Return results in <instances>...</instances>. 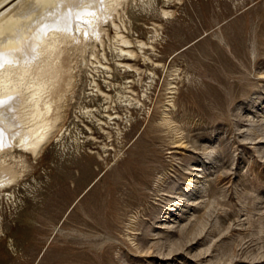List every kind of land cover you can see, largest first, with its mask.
Masks as SVG:
<instances>
[{"label": "rangeland", "instance_id": "rangeland-1", "mask_svg": "<svg viewBox=\"0 0 264 264\" xmlns=\"http://www.w3.org/2000/svg\"><path fill=\"white\" fill-rule=\"evenodd\" d=\"M120 11L134 66L118 65L107 21L104 45L91 40L106 93L92 46L77 51L58 131L37 156L12 149L0 264H264V0Z\"/></svg>", "mask_w": 264, "mask_h": 264}, {"label": "bare ground", "instance_id": "bare-ground-1", "mask_svg": "<svg viewBox=\"0 0 264 264\" xmlns=\"http://www.w3.org/2000/svg\"><path fill=\"white\" fill-rule=\"evenodd\" d=\"M127 2L0 0V189L22 175L12 149L18 146L37 156L58 131L65 117L66 94L80 74L77 70H82L77 51L86 53L92 46L90 56L83 55V60L97 90L106 93L95 75L110 72L112 67L99 57L91 40L104 45L103 32L107 29L103 24L107 21L111 20L117 29L118 56L124 57L118 65L134 66L123 61L137 55L131 48L133 41L115 19ZM163 12L172 11L163 9ZM123 24L126 27L124 20ZM103 55L109 59L105 52ZM173 147L184 148L186 144L178 140ZM9 156L14 160L9 161ZM195 170L198 171L195 175L201 176L199 168Z\"/></svg>", "mask_w": 264, "mask_h": 264}]
</instances>
